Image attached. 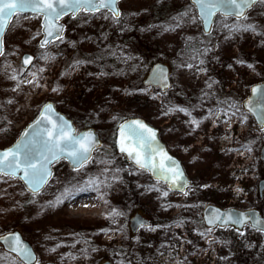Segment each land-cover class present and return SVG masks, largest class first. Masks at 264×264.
<instances>
[{"label":"rangeland","instance_id":"obj_1","mask_svg":"<svg viewBox=\"0 0 264 264\" xmlns=\"http://www.w3.org/2000/svg\"><path fill=\"white\" fill-rule=\"evenodd\" d=\"M120 8L118 22L102 19L100 14L81 13L76 19L65 17L67 31L63 43L58 41L46 49L39 47L42 18L34 15L14 18L5 38V55L0 61V99L11 98L10 109L16 121L12 130L20 133L48 101L76 118L78 130L82 128L80 121L93 111L98 112L103 119L100 121L96 116L95 120L106 123L98 125L102 131L100 137L109 143L105 135L108 121H114L113 117L122 114L142 117L157 127L165 120L170 140L174 138L175 144H186L193 154H205L208 161L214 162L213 166H198L200 171H195L194 181L200 187L187 191V196L169 191L163 197L160 192L149 190L153 186L162 191L167 188L151 181L147 172L126 163L123 155L111 153L110 147L96 151L93 160L79 173L71 170L66 160L56 162L54 176L40 196L33 197L23 190L18 179L0 177V235L19 231L34 246L39 264H102L105 261L113 264H264V233L252 227L241 231L243 236L228 227L215 228L211 234L205 233L206 238L199 235L206 229L202 211L208 203L225 209L253 205L264 209V202L256 196L258 174L254 173L256 164L264 171V161L259 163L264 131L257 128L252 115L242 107L251 87L264 81V34L229 33L222 27L224 18L219 17L211 34L205 36L199 21L191 22L194 13L188 0H122ZM185 11L189 16L181 21L182 26L165 31L175 25L173 18ZM104 15L111 17L108 12ZM248 15L250 19L241 23L255 24L257 31L264 33V5L256 4ZM226 22L235 23L233 19ZM21 33L27 43L16 37ZM122 35L138 42H131V47L115 42ZM145 45L149 50L148 60L142 58L141 47ZM205 48L212 50L203 56L195 51L203 52ZM27 52L37 60L21 75V57ZM45 55L47 59L42 58ZM151 56L171 69L173 86L164 95L161 89L143 83L152 67ZM191 56L196 59L190 60ZM200 59L205 61L200 67L207 72L195 67L192 70L178 67L184 61L197 65ZM241 60L243 64L237 63ZM77 61L82 63L77 65ZM247 64L254 65L255 70ZM40 68L44 71L39 72ZM101 72L105 75H100ZM12 75L17 80L10 79ZM29 80L35 83H28ZM212 81L215 83L208 88ZM53 88L58 90L54 92ZM221 104L229 115L230 104L239 111L231 120L224 115L219 120L215 116L205 119L211 108L217 111ZM168 107L187 108L203 122L193 131L189 117L182 112L165 114ZM6 126L11 129L10 124ZM2 128L0 146L13 139ZM218 129L224 133L215 141L218 138L213 137ZM232 132L240 139L233 137ZM246 148L252 150L249 152ZM105 153L111 154L115 161L112 170L106 173L107 183L111 185L106 190V199L120 211L133 210L129 217L122 211L124 215L112 223L107 219L108 208L91 191L82 192L54 209L41 208L54 200L65 186H79L88 177L99 176L104 168L100 160L108 158ZM196 159L200 161L198 155ZM116 168L120 171L116 172ZM207 175L216 176L218 181L210 180L213 184L208 186L204 181ZM33 199L37 203H28ZM137 212L153 221L154 231L142 228L135 235L131 232L130 219ZM128 249L130 253H126ZM14 262L19 264V259L0 245V264Z\"/></svg>","mask_w":264,"mask_h":264},{"label":"snow or ice","instance_id":"obj_2","mask_svg":"<svg viewBox=\"0 0 264 264\" xmlns=\"http://www.w3.org/2000/svg\"><path fill=\"white\" fill-rule=\"evenodd\" d=\"M118 2L119 0H0V57L5 55L3 36L6 28L12 18L18 14L32 13L35 18H42V34L45 38L41 41L40 47L45 48L53 41L63 43L64 26L59 24V21L63 17L70 16L72 19H76L81 13L92 16L100 14V18L102 19L111 18L114 22H118L121 17V12L117 8ZM256 4L264 5V0H191V6L195 9V14L191 15L190 19L193 24L197 23V20L203 21L211 29L214 24V17L219 14L225 21L222 23V27L227 29L229 33L253 32L257 35H262L264 33L258 32L255 24L241 23V21L246 22L250 19L248 10ZM105 11L110 12L111 17L104 15ZM188 16L189 13L185 11L179 17H174L173 19L176 21L175 25L171 28H166L165 31H174L176 28L181 27V21ZM229 19H233L235 23L228 24L226 21ZM39 34L41 33H37V35ZM188 39L191 40V38ZM211 50V48H205L203 52H200L199 49L195 51L203 56ZM42 58L47 59L48 57L45 55ZM189 59L195 60L196 57L191 56ZM33 60L34 57L32 56L24 58V68L21 71V75L28 70V65ZM81 63V61H77V65ZM237 63L243 64L244 61H237ZM204 64L205 61L200 59L197 65L184 61L178 67H186L188 70H192L195 67L199 71L207 72L206 68L200 67ZM228 67L231 68V65H228ZM247 67L255 70L252 64H247ZM38 71L43 72L44 69L40 68ZM32 75L35 74L33 73ZM100 75H105V73L101 72ZM10 79L17 80V76L12 75ZM168 80L169 77L166 71L162 67L157 66L153 71L151 83L161 89L162 95L166 94L163 90L172 87L168 83ZM28 83H35V81L29 80ZM213 83L215 82H209L208 88H212ZM35 86L40 85L36 84ZM57 90L56 88L52 89L54 92ZM145 94H147L146 90ZM207 94L205 93V95ZM251 94L255 99H250L247 102L249 106L248 112L256 118L261 131H264V89L254 87L251 89ZM152 98L156 99L155 96ZM228 108L235 109V111H232L231 115H229V111L226 109H219L215 112L209 110V115L205 119L215 116V119L219 120L220 116L224 115L228 117V120H231L232 117L236 116L239 108L231 104ZM172 112H182L185 116L189 117L188 123L194 126L193 131L203 122L193 117L192 112L187 108L168 107L165 114ZM53 115V106L51 104L46 105L41 114V118L32 126L31 133L25 132L24 136L13 146L0 151V177L23 181V184L33 197L42 195L46 187L49 186V182L53 176L51 165L54 162L66 159L73 165V171L79 173L86 164L93 160L92 154L101 147L94 133L89 131L83 134H77L63 117L56 116L53 119ZM113 119L115 120L117 117H113ZM243 119L246 120V117ZM115 142L119 147L120 153L127 160L131 161L137 170L149 172L156 177L158 182L163 181L167 185V190L164 191L154 186L149 190L160 192L163 197H167L169 191L172 190H178L187 196L188 192L185 189L190 190V186L184 170L164 150L163 146L157 140V133L154 129L138 119L120 123L118 125ZM246 150L250 152L252 149L246 148ZM105 156L108 158L100 160L104 168L99 176L88 177L79 186H65L59 195L55 196L54 200H50L47 205H41V208L54 209L66 200L74 199L82 192H96L97 199L101 200L108 208L107 219L115 224L117 219L122 217L124 213L112 207L106 199L108 195L106 190L111 187L107 183L106 173L112 170L111 165L115 161L111 158V154L105 153ZM115 171L119 172L120 169L116 168ZM129 174L132 173L130 172ZM237 191L241 190L237 189ZM28 203L35 204L37 201L33 199L29 200ZM87 206L85 205V207ZM248 219L252 218L249 217ZM229 223L244 226L246 219L243 215L233 218L231 213L226 214L219 210H214L213 214L207 218L208 227L205 229V232H201L199 235L206 238L205 233L211 234L214 227H223ZM260 224L261 221L253 219L252 226L258 231L264 232V227H258ZM139 226L141 228H147L149 231L155 230L143 222H140ZM240 235L243 236L244 233L240 232ZM0 242L9 251L15 253L16 257L19 258V264H34V262L35 264H39L35 254L22 240L20 234L10 233L0 238ZM212 243L213 241L210 240L209 245L211 246ZM51 251H55V249Z\"/></svg>","mask_w":264,"mask_h":264},{"label":"water","instance_id":"obj_3","mask_svg":"<svg viewBox=\"0 0 264 264\" xmlns=\"http://www.w3.org/2000/svg\"><path fill=\"white\" fill-rule=\"evenodd\" d=\"M121 1H122V0H119V2H118V4H117V8L119 9V11H120L119 4H120ZM190 1H191V0H190ZM253 7H254V6H253ZM253 7H252V8H253ZM252 8H251V9H252ZM251 9H250V10H251ZM250 10H248V12H249ZM22 14H28V13H22ZM217 15H218V14H217ZM14 17H15V16H14ZM14 17L12 18V20H11V22L9 23L8 27L6 28V31H5L4 36H3V41L5 40V36H6L7 32H8V30H9V27H10V25H11V23H12ZM66 17H67V16H66ZM64 18H65V17H63V18L59 21V24H61V25L64 26V32H65L66 25H65V23H63V21H62ZM215 18H216V17H214V21H215ZM201 23H202V25H203L204 33H205V34H208V33L211 31L212 28L209 29V28L203 23V21H201ZM42 24H43V20H42ZM212 27H213V25H212ZM41 32L43 33V28H42ZM64 32H63V35H64ZM42 35H43V34H42ZM44 38H45V37H44V35H43V36H42V39L40 40V43H41V41L44 40ZM54 42H56V41H53L52 43H54ZM40 43H39V45H40ZM52 43H49L45 48L49 47ZM27 56H32V57H34V60L32 61V63H31L30 65H28V69H29V68H31V67L34 65V63H35V61H36V57H35L33 54H31V53H25V54L23 55V57H22V66H23V60H24V58L27 57ZM0 59H1V57H0ZM157 66L162 67V68L166 71V73H167V75H168V77H169L168 83H169L170 85H172V81H171V77H170V69H169V67H168L166 64H164V63H158V64L154 65V66L150 69V71H149V73H148L146 79L144 80V84H145V85H148V86L156 87L154 84L151 83V78H152V75H153V71L157 68ZM23 67H24V66H23ZM254 87H255V88H261V89H264V82H261V83H258V84L253 85V86L251 87V89L254 88ZM170 88H171V87H170ZM168 89H169V88H168ZM165 90H167V89H165ZM250 99H253V100L255 99L254 97H252L251 91H250V96H249L247 99H245L244 102H243L244 108H245V110H247V111H248V107H249L247 102H248ZM48 104H51V105L53 106V112H54L53 119H55L56 116H61V117H63L66 121H68V123L72 126V128L75 130V132H76L77 134H83V133H86V132L91 131L92 133L95 134V136H96V138H97V140H98V142H99V145H100L101 147L103 146V141H102V139L100 138V136H99L98 132L96 131V129H94L93 127H88V128L83 129V130L77 131V128H76V126H75V124H74V121H73L71 118H69L66 114H64L63 112H61L60 110H58V108L56 107V105H55L54 102H52V101H48V102H46L45 104H43V105L41 106V108H40L38 114L36 115V117H35L30 123H28V124L23 128V130L21 131L19 137H18V138H17V139L11 144V145H9V146H7V147H5V148H0V151L5 150V149H7V148L13 146L18 140H20V139L24 136V133H25V132H28V133L30 134L31 131H32V126L35 124V122H36L38 119L41 118V114H42V112L44 111L45 106L48 105ZM250 114H251V113H250ZM253 117H254V116H253ZM254 118H255V117H254ZM133 119L141 120V121L144 122L147 126H149L150 128H152V129H154V130L156 131V133H157V140H158L159 143L163 146V148H164V150L167 152V154H168L169 156L173 157V158H174V159L180 164L181 168L184 170L185 176H186V178H187V180H188V182H189V186H190V185H191V181H190V178H189V176L187 175V173H186V171H185V169H184V167H183V165H182V162H181L177 157L173 156V155L169 152V150H168L166 144L160 139L159 129H158L157 127H155V126L150 125L147 121H145L143 118H140V117L129 118V119L125 120L123 123H125V122H127V121H130V120H133ZM255 120H256V118H255ZM256 122H257L258 126L260 127V125H259V123H258L257 120H256ZM116 145H117V144H116ZM101 147H100V148H101ZM100 148H99V149H100ZM117 150L119 151V147H118V146H117ZM94 153H95V152H94ZM94 153L92 154L93 156H94ZM119 153H120V151H119ZM122 155H123V154H122ZM262 159L264 160V146L262 147ZM65 160H66V159H65ZM66 161L69 163V167H70V169L73 170V165H72L68 160H66ZM127 161H129V160H127ZM129 162H130L131 164H133L131 161H129ZM55 163H56V162H54V163L51 165V171H52V173H53V176H54V172H55V169H54V164H55ZM133 166H135V165L133 164ZM148 173H149V172H148ZM149 175H150L155 181H157L156 177H154L151 173H149ZM53 176H52V178H53ZM51 180H52V179H51ZM51 180H50V181H51ZM20 182L23 184V181L20 180ZM161 182H163V181H161ZM23 185H24V184H23ZM24 187H25V189L28 191V189H27V187H26L25 185H24ZM263 189H264V181L261 183L260 191L262 192ZM185 191H186V189H185ZM28 192H29V191H28ZM172 192H173V193H183V192H180V191H178V190H172ZM29 193H30V192H29ZM214 210H219L220 212H223V213H226V214H227V213H231V215H232L233 218H235V217H239V216L243 215V216L245 217V219H246V223H245V224H247V223H249V222L252 224L253 219H258L259 221H261V224L258 225V227H264V218L260 217V214H259L258 211L243 212V211H240V210H237V209L223 210L222 208H220V207H218V206H215V205H208V206L205 208L204 212H203V218H204V221H205L206 224H207V218L213 214ZM249 217H251L252 219H248ZM140 222H143L145 225H149V224H150V221H149L148 219H146L144 216H142L141 214H136L134 217L131 218V221H130L131 228H132V230H133L134 232L137 231V230L140 228V226H139V223H140ZM207 225H208V224H207ZM226 226H233V227L238 228V229H242V228L244 227V226H241V225H233V224H231V223H229V224H227V225H225V226H223V227H226ZM10 233H18V234H20L22 240H23V241L29 246V248H30V249L32 250V252L35 254L36 259L38 260V254L36 253L34 247L31 245V243H30L27 239H25V238L23 237V235H22L19 231L8 232V233H5V234H2V235H0V238H2L3 236L8 235V234H10ZM0 244H1L2 248H3L7 253L12 254V255H15V253L9 251V249H8V248H7L2 242H0ZM15 256H16V255H15ZM17 258H18V257H17ZM18 259H19V258H18ZM34 264H35V262H34ZM103 264H112V262H110V261H106V262L103 263Z\"/></svg>","mask_w":264,"mask_h":264},{"label":"flooded vegetation","instance_id":"obj_4","mask_svg":"<svg viewBox=\"0 0 264 264\" xmlns=\"http://www.w3.org/2000/svg\"><path fill=\"white\" fill-rule=\"evenodd\" d=\"M189 1V4H190V6H191V1L190 0H188ZM119 7H120V5H119ZM192 7V6H191ZM120 12H121V8H120ZM193 13L195 14V9L193 8ZM219 17H221L219 14L216 16V18H215V21H214V24H213V27H212V29H211V31H210V34H211V32H212V30L214 29V26H215V24H216V22H217V19L219 18ZM199 21V23H200V27H201V29H202V32H203V34L205 35V36H209L210 34H205L204 33V30H203V25H202V23H201V21L200 20H198ZM230 100H231V98H230ZM243 104V103H242ZM220 107H221V109L224 107V105L223 104H221L220 105ZM243 108H244V105L242 106ZM245 109V108H244ZM210 110H212L213 112H215V109L214 108H211ZM232 111H234V109H232ZM240 116V114H238L237 115V117H239ZM240 118V117H239ZM216 121V120H215ZM166 122H168V121H166ZM222 123V122H221ZM256 123V122H255ZM257 125V124H256ZM255 125V126H256ZM218 124L216 125V127L218 128ZM239 126H240V124H238V121H237V125H236V130H238V128H239ZM159 127V134H160V137H161V139L163 140V142L166 144V146H167V148H168V150H169V152L173 155V156H175V157H177V158H179L180 160H181V162H182V165H183V167H184V169H185V171H186V173L188 174V176L190 177V179H191V183H192V186H190V190L191 189H197V188H199L200 187V183L198 182V181H194V174H195V171L197 172V171H200V169H198V166L200 165H202V164H205L206 166L208 165V167H212L213 166V164H214V162L213 161H208V158H207V156L205 155V154H203V155H201V153L200 154H197L199 157H200V161H198L196 158H197V155L195 154H193V152L192 151H190V149L188 148V147H186V144H175V142L176 141H174V138L172 139V140H170V138L169 137H167V131H166V128H167V126H165V120H163V123L160 125V126H158ZM257 128H258V125H257ZM259 129V128H258ZM221 130H216V134L214 135V137L213 138H218V139H214L215 141H218L220 138L219 137H222V133H224L223 131L222 132H220ZM232 136L233 137H235L236 139H240L238 136V134H234V132H232ZM214 142V141H213ZM213 142H210V144H211V146H212V144H213ZM205 151H207V150H205ZM191 154L192 155H194V156H192L191 158H188V157H190L191 156ZM260 161H259V163L261 162V160L262 161H264L263 159H262V147H261V150H260ZM254 167H255V171H254V173H256V174H258V180H257V187H258V192H257V198H258V201H262V202H264V189H263V191L261 192L260 191V188H261V183L264 181V171L259 167V165L258 164H256V166L254 165ZM210 169H213V168H210ZM210 180H217L218 181V179H216V176H210V175H207V177L204 179V181L208 184V186H210V184H213L212 182H210ZM162 185L165 187V188H167V186L164 184V183H162ZM187 191H189V190H187ZM242 197L244 198V199H246L247 198V196L245 195H242ZM208 204H215V203H208ZM216 205V204H215ZM205 207V206H204ZM263 207H264V205H263ZM222 208V207H221ZM222 209H224V210H227V208L225 209V208H222ZM228 209H230V208H228ZM204 210V209H203ZM237 210H240V211H243V212H252V211H258L259 212V214H260V217H262V218H264V209L262 208V207H260V205H253V206H251V207H249V206H245V207H243V208H241V209H239V208H237ZM153 224V222H151V224L149 225V226H151ZM130 226V225H129ZM205 227L207 228L208 226H206L205 225ZM252 226L250 225V224H247V225H245L244 226V228L243 229H241V230H237V232H241V231H244L245 229H247V228H251ZM140 229H142V228H139L137 231H133L132 230V228H131V226H130V230H131V232L132 233H134V235L135 234H137V232L140 230ZM258 232H261V231H258Z\"/></svg>","mask_w":264,"mask_h":264},{"label":"trees","instance_id":"obj_5","mask_svg":"<svg viewBox=\"0 0 264 264\" xmlns=\"http://www.w3.org/2000/svg\"><path fill=\"white\" fill-rule=\"evenodd\" d=\"M154 16H156V15H154ZM122 19V18H121ZM24 34L23 33H21V34H19V35H17L16 37H18V39L21 41V42H24V40H25V37L23 36ZM119 38L115 41V42H120V43H125L126 45H128L129 47H131V42L133 43V44H135V42H138V40H136V39H134V38H132L131 40H130V36H128V35H122V36H118ZM135 37V36H134ZM25 42L27 43V39L25 40ZM141 51H142V58H144L145 57V59L146 60H148V55H149V50H148V46L147 45H145V46H142L141 47ZM143 51H145V52H147V54H143ZM137 54V53H136ZM138 55V54H137ZM140 58H141V56L140 55H138ZM157 58L156 57H154V56H151L150 57V63L149 64H152L151 66H153L154 64H156V63H158L157 61L158 60H156ZM128 71H130V70H128ZM144 71V70H143ZM11 88H9L8 90H10ZM9 99H11L10 97H8V96H4L2 99H0V128L1 127H3V128H5L6 130H5V134L8 136V135H12L13 136V139L12 140H10V141H6V143H4L3 145H1L0 146V148H4V147H6V146H8V145H10L18 136H19V132H15V131H13L12 130V125H14V123L16 122L15 121V119H14V117H13V112H12V110L10 109V104H9ZM56 106H57V108L60 110V111H62L63 113H65L68 117H70L74 122H75V124L77 123L78 124V122H77V120H76V118H74V117H72L71 115H69L67 112H65V111H63L62 109H60V107L56 104ZM40 109V108H39ZM38 111L39 110H37V112H36V114L38 113ZM35 114V115H36ZM98 114V112H95V111H93L92 112V114L89 116V117H87V118H85L84 120H82V121H80L79 123H80V126H82V128L81 129H83V128H87V127H94V128H96V130L98 131V133L99 134H101L102 133V131H100L99 129H98V125H104V124H106V123H99V121H96L95 119H97L96 118V116H98L99 117V119L98 120H100L101 121V119H103V118H101L100 119V115H97ZM106 115H104V117H105ZM128 118H130V117H125V115H119L118 116V118H117V122H115L116 120H114V121H108L110 124H108L109 125V129H108V131H107V135H105V140L106 139H108V140H110L111 141V143H109L108 141H105L104 142V146L102 147V149H105V148H108V147H110V151H111V153H115V154H117V155H119V153H118V151H117V148H116V134H117V131H118V125L120 124V123H122L123 121H125L126 119H128ZM146 120V119H145ZM94 121H96V123L94 122ZM99 123V124H98ZM8 124H10L11 125V129H8V127L6 126L5 127V125H8ZM2 128V129H3ZM101 136V135H100ZM107 137V138H106ZM5 139H7V138H5ZM8 143V144H7ZM101 149V150H102ZM124 161L126 162V163H128L127 161H126V159H124ZM152 181V180H151ZM19 185L21 186V188L23 189V190H25V188L23 187V185L21 184V183H19ZM22 190V191H23ZM120 209V208H119ZM121 210V209H120ZM126 215H128V217L130 216V214L133 212V210L130 212V211H128V210H122ZM130 249H128L127 251H126V253H130V251H129Z\"/></svg>","mask_w":264,"mask_h":264}]
</instances>
